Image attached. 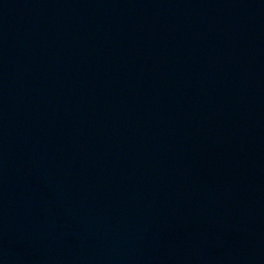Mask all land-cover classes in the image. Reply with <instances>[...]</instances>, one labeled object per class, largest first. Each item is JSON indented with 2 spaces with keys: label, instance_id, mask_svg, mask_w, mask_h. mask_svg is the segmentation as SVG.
<instances>
[{
  "label": "water",
  "instance_id": "95a60500",
  "mask_svg": "<svg viewBox=\"0 0 264 264\" xmlns=\"http://www.w3.org/2000/svg\"><path fill=\"white\" fill-rule=\"evenodd\" d=\"M0 264H264V0H0Z\"/></svg>",
  "mask_w": 264,
  "mask_h": 264
}]
</instances>
